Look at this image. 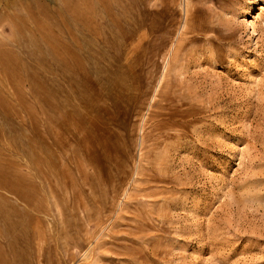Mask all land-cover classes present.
<instances>
[{"label":"rangeland","instance_id":"1","mask_svg":"<svg viewBox=\"0 0 264 264\" xmlns=\"http://www.w3.org/2000/svg\"><path fill=\"white\" fill-rule=\"evenodd\" d=\"M0 221L4 264H264V0H0Z\"/></svg>","mask_w":264,"mask_h":264},{"label":"bare ground","instance_id":"2","mask_svg":"<svg viewBox=\"0 0 264 264\" xmlns=\"http://www.w3.org/2000/svg\"><path fill=\"white\" fill-rule=\"evenodd\" d=\"M158 89H159V87H158ZM5 229L6 228L3 226L2 222L0 221V240H2L1 238H4V236H6L5 234L8 233V231L5 233V231H6ZM5 239H6V237H5ZM0 264H4V263L2 261H0Z\"/></svg>","mask_w":264,"mask_h":264}]
</instances>
